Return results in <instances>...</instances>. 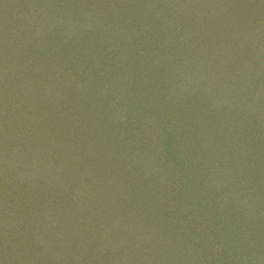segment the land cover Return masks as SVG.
Listing matches in <instances>:
<instances>
[{
	"label": "water",
	"instance_id": "95a60500",
	"mask_svg": "<svg viewBox=\"0 0 264 264\" xmlns=\"http://www.w3.org/2000/svg\"><path fill=\"white\" fill-rule=\"evenodd\" d=\"M0 264H264V0H0Z\"/></svg>",
	"mask_w": 264,
	"mask_h": 264
}]
</instances>
